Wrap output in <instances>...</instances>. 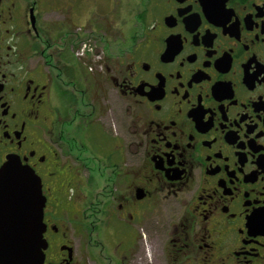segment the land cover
Returning <instances> with one entry per match:
<instances>
[{"label":"flooded vegetation","instance_id":"1","mask_svg":"<svg viewBox=\"0 0 264 264\" xmlns=\"http://www.w3.org/2000/svg\"><path fill=\"white\" fill-rule=\"evenodd\" d=\"M113 1L0 0V170L40 179L42 264H264V0H134L126 32Z\"/></svg>","mask_w":264,"mask_h":264},{"label":"water","instance_id":"2","mask_svg":"<svg viewBox=\"0 0 264 264\" xmlns=\"http://www.w3.org/2000/svg\"><path fill=\"white\" fill-rule=\"evenodd\" d=\"M40 179L18 161L0 170V264H42Z\"/></svg>","mask_w":264,"mask_h":264},{"label":"rangeland","instance_id":"3","mask_svg":"<svg viewBox=\"0 0 264 264\" xmlns=\"http://www.w3.org/2000/svg\"><path fill=\"white\" fill-rule=\"evenodd\" d=\"M112 6H116V7H113V11H114L115 17H118V19H119V20H116L117 24H119L118 26L122 27L123 23L125 22L126 23V27L124 28L123 31H125V32L128 31L129 28L131 27L132 23H133L132 17L138 13V7L135 4V1L134 0H114ZM94 7L97 8L98 5H94ZM96 10H97V12L99 14H101L103 16L102 17V21L100 20V18H98V17L96 18V19H99V21H100V22L98 21L97 23L99 25L101 23L102 24H109V21H107V20H111L113 17H112V14H110L109 11L106 12V7L102 5V7L100 9L98 8ZM105 14H106V16H105ZM112 22L114 24H116V22H114V21H112ZM106 27L108 28V27H110V25H107ZM93 42H94V40H92L90 42V44L92 45ZM112 60H113L112 56L110 57V56H108V54L105 51H102V53L97 55V56H95L94 53H93L92 56L86 55V58L85 59H80L79 63L84 68H86V70L89 67H91V68L97 67L98 69H101L104 66L111 65L112 64ZM88 72H90V71H88ZM98 73H100V75H98L97 78H101L103 76V73H101V72H98ZM95 78H96V76H95ZM92 85L94 86L95 84H92ZM92 93H93V96H94V92H92ZM97 97H98L97 103H99V104L101 103V98H103L102 102L105 101L104 92L98 93ZM106 106L108 107V105H106ZM106 106L100 104V107H102L103 112L106 111ZM107 116H106L107 118L104 117L101 120L102 125L104 126L106 131L110 132V130H114L113 132H115V125H114L115 117H113L112 113H110V112L108 113ZM119 120H120V118H119ZM155 230H156L155 226L153 225V223H151L150 224V231H149L150 238L147 236L146 237V241H148V240H150V241H158L157 245H161L162 242H163V239H159L157 237ZM112 237H113L112 240H116L117 239L120 242L122 241L124 245L136 241V237L131 232L127 233V232L118 231L117 232V238L115 237L114 234H113ZM147 250L148 251L150 250V253H148L146 255L147 256L146 260H147L148 264H153V256L156 255V248L154 247V245H152V247L147 249Z\"/></svg>","mask_w":264,"mask_h":264},{"label":"built area","instance_id":"4","mask_svg":"<svg viewBox=\"0 0 264 264\" xmlns=\"http://www.w3.org/2000/svg\"><path fill=\"white\" fill-rule=\"evenodd\" d=\"M83 54L88 55L87 50H82L81 52H78L77 54L75 53V55H76L77 57H80V56L83 55Z\"/></svg>","mask_w":264,"mask_h":264}]
</instances>
